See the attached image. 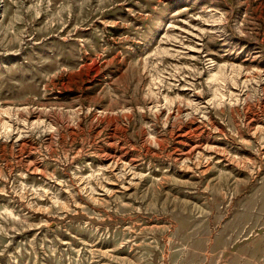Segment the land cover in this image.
I'll return each mask as SVG.
<instances>
[{"label":"rangeland","instance_id":"1","mask_svg":"<svg viewBox=\"0 0 264 264\" xmlns=\"http://www.w3.org/2000/svg\"><path fill=\"white\" fill-rule=\"evenodd\" d=\"M0 264H264V0H0Z\"/></svg>","mask_w":264,"mask_h":264}]
</instances>
